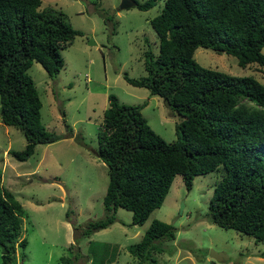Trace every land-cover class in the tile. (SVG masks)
Wrapping results in <instances>:
<instances>
[{
	"label": "trees",
	"instance_id": "16d2710c",
	"mask_svg": "<svg viewBox=\"0 0 264 264\" xmlns=\"http://www.w3.org/2000/svg\"><path fill=\"white\" fill-rule=\"evenodd\" d=\"M156 1L137 0L136 6L146 10ZM40 5L41 0H0V117L26 138L22 149L9 150L20 160L33 153L35 144L61 137L42 122V102L27 69L37 61L55 76L64 65L61 48L82 34L61 11ZM149 22L159 39L158 52L144 51L145 75L124 77L162 96L181 116L178 137L167 141L158 134L141 111L144 103L120 102L109 93L96 150L108 166L105 213L73 224L74 236L107 227L119 206L132 211L133 223L142 224L161 206L176 174L190 189L195 175L222 165L208 204L211 220L264 241V0H164ZM197 47L231 54L241 66L257 63L263 81L201 65L194 57ZM23 214L0 175L3 264L14 262L13 241ZM174 237L172 223L154 218L128 249L142 262L157 249L155 240ZM26 243L23 237L19 246Z\"/></svg>",
	"mask_w": 264,
	"mask_h": 264
},
{
	"label": "rangeland",
	"instance_id": "374dc122",
	"mask_svg": "<svg viewBox=\"0 0 264 264\" xmlns=\"http://www.w3.org/2000/svg\"><path fill=\"white\" fill-rule=\"evenodd\" d=\"M120 1L41 0L39 8L53 6L82 34L61 48L64 65L55 76L37 61L27 69L42 102L41 120L61 137L35 144L33 153L20 160L9 150L22 149L26 138L0 117L1 185L24 208L13 241L14 262L6 264H90L93 257V264H264L260 255L264 241L210 218L208 204L224 173L222 165L195 175L190 189L182 174H176L161 206L142 224L133 223L132 211L119 206L113 223L89 236H74L73 224L83 225L105 213L108 166L96 150L109 93L120 102L144 103L141 111L150 126L167 141L178 137L176 124L181 116L162 96L124 77V73L134 78L145 75L144 51L158 52L159 39L149 21L160 12L164 0L146 10L136 5L120 8ZM194 57L203 66L263 81L257 63L241 66L226 52L197 47ZM154 218L172 223L175 237L155 240L154 260L140 262L128 246L141 239ZM23 237L27 240L24 248L19 246ZM211 249L223 251L228 258H212ZM1 253L0 247L3 264Z\"/></svg>",
	"mask_w": 264,
	"mask_h": 264
},
{
	"label": "water",
	"instance_id": "95a60500",
	"mask_svg": "<svg viewBox=\"0 0 264 264\" xmlns=\"http://www.w3.org/2000/svg\"><path fill=\"white\" fill-rule=\"evenodd\" d=\"M137 0H121L119 3V7L120 8H127L130 7L132 5H136ZM93 40H90V43H92ZM210 256L212 258H215L217 260H222L223 258H228V255L226 253H224L223 251H217V250H210Z\"/></svg>",
	"mask_w": 264,
	"mask_h": 264
}]
</instances>
